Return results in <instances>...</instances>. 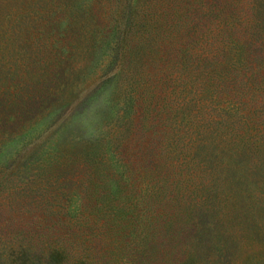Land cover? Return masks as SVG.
Segmentation results:
<instances>
[{
    "label": "trees",
    "instance_id": "16d2710c",
    "mask_svg": "<svg viewBox=\"0 0 264 264\" xmlns=\"http://www.w3.org/2000/svg\"><path fill=\"white\" fill-rule=\"evenodd\" d=\"M46 2L66 67L0 112L36 216L0 264H264V0Z\"/></svg>",
    "mask_w": 264,
    "mask_h": 264
},
{
    "label": "rangeland",
    "instance_id": "374dc122",
    "mask_svg": "<svg viewBox=\"0 0 264 264\" xmlns=\"http://www.w3.org/2000/svg\"><path fill=\"white\" fill-rule=\"evenodd\" d=\"M48 12L46 0H0V112L19 94L35 91L44 78H57L56 72L66 67L64 55L55 47L63 37L40 26ZM17 191L0 190V234H6L8 224L28 229L27 223L35 220L27 207L17 209ZM19 200L24 203L29 197Z\"/></svg>",
    "mask_w": 264,
    "mask_h": 264
}]
</instances>
